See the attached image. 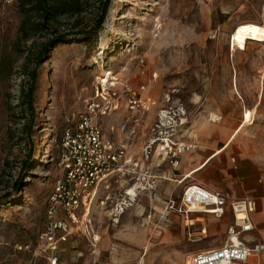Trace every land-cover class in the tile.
Segmentation results:
<instances>
[{
  "label": "rangeland",
  "instance_id": "obj_1",
  "mask_svg": "<svg viewBox=\"0 0 264 264\" xmlns=\"http://www.w3.org/2000/svg\"><path fill=\"white\" fill-rule=\"evenodd\" d=\"M88 3L78 20L60 21L59 32L71 30L73 24L77 30L91 27L98 0ZM263 4L264 0H111L95 37H71L52 48L35 68L25 63L20 53L25 48L15 44L21 20L17 1L0 0V199L10 195L0 202V264H28L31 254L24 248H34L44 230L46 202L60 174L55 146L66 119L83 110L96 80L105 79L99 66L119 84L145 85L158 101L159 108L141 115L138 123L128 121L123 110L102 120L105 136L125 145L129 156L142 157L155 134L159 110L167 105L186 110L193 123L183 124L180 133L188 130L196 136L195 145L201 130L224 133L226 138L209 140L211 144L226 142L240 127L245 110L253 111V124L240 130L224 153L230 167L218 182L236 180L241 168L254 167L256 175L250 180L264 186V44L249 41L245 51L232 53L230 43L238 25H264ZM43 42L39 37L32 47L26 46L34 53ZM33 70L37 79L29 108L22 100L31 83L27 74ZM29 129V135H21ZM235 185L239 187V181ZM182 191L165 181L138 194L118 223L110 219V206L94 204L92 231L84 226L71 230L59 247L58 264H185L192 253L222 245L224 231L233 223L231 215L215 221V230H207L206 236L204 222L196 220L190 226L181 217L165 215L168 196ZM253 197L251 237L264 243V194ZM218 226L222 232H215ZM254 261L264 264V253ZM38 264L47 263L39 259Z\"/></svg>",
  "mask_w": 264,
  "mask_h": 264
},
{
  "label": "built area",
  "instance_id": "obj_2",
  "mask_svg": "<svg viewBox=\"0 0 264 264\" xmlns=\"http://www.w3.org/2000/svg\"><path fill=\"white\" fill-rule=\"evenodd\" d=\"M102 81L96 80L92 94L83 100V110L69 116L62 127L55 146L60 174L46 202L44 230L34 248H24L31 254L28 264H38L39 259L58 264L59 247L67 242L71 230L81 231L84 226L92 231L90 210L94 204L100 208L110 206V219L118 223L138 194L155 190L160 180L177 185L185 180L186 176L178 180L181 157L196 148L176 138L187 118L186 110H174L168 105L160 109L156 135L142 150L144 160L156 154L167 165L171 178L160 176L149 162H138L129 156L125 145L106 137L101 123L122 110L128 121L138 123L141 115L159 108L158 101L143 84L133 87L129 83ZM165 99L169 104L168 97ZM163 212L183 218L190 226L194 214L216 219L230 214L233 218L222 245L192 253L185 264H256L254 260L264 253V243L251 237L255 230V201L250 197L236 199L202 185H187L179 196H168ZM95 238L93 241H97Z\"/></svg>",
  "mask_w": 264,
  "mask_h": 264
},
{
  "label": "trees",
  "instance_id": "obj_3",
  "mask_svg": "<svg viewBox=\"0 0 264 264\" xmlns=\"http://www.w3.org/2000/svg\"><path fill=\"white\" fill-rule=\"evenodd\" d=\"M17 8L21 16L18 27V36L16 45L23 46L21 55L24 56L25 63H33L35 68L41 65L47 54L55 46L66 43L68 39L78 36L82 39L93 38L101 30L104 24L108 8L111 0H98V14L91 27L85 30H77L78 28L73 24L70 26L71 30L67 32H59L60 21L78 20V18L85 12L88 7V0H16ZM43 38L44 42L40 48L34 53H30V47L33 46L36 38ZM31 46L27 48V44ZM30 79V86L23 92L22 103L32 108L34 99V84L37 79L36 71L28 72ZM31 129L27 133L21 135H29ZM26 170L27 163L24 164ZM10 198L7 195L0 199L1 203H5Z\"/></svg>",
  "mask_w": 264,
  "mask_h": 264
},
{
  "label": "crops",
  "instance_id": "obj_4",
  "mask_svg": "<svg viewBox=\"0 0 264 264\" xmlns=\"http://www.w3.org/2000/svg\"><path fill=\"white\" fill-rule=\"evenodd\" d=\"M189 117L190 116H187V118L184 120V124L192 125L193 121L191 122ZM189 128H191V126ZM196 134L198 135V141H196L197 145L194 144V138L196 139V136H193L191 133H189L188 130L186 132L182 131V133H179L177 135V140L192 143L196 146V148L194 149V151L187 153L181 157L180 167L177 171V174L179 175L178 180L186 176L185 180L180 185H177V183H175L174 181L167 182L175 183L176 187H181V190H183L187 185H202L211 190L228 193L229 195H232V197L234 196V198H238L237 195L242 196L245 194H252V196L249 197L254 198L253 196H262L264 194V186H262L260 182L258 184L254 181H251L256 175V169L254 167L241 168V177H237L236 180L226 182L225 184H220L218 182V176H222V174L227 173L229 170L230 165L229 163L224 161L223 156L236 135L234 137L231 136L226 142L217 141L215 144H211L209 143V140H218V138H226L224 136V133L220 132V136H218V134L201 130ZM131 157L141 163L149 162L151 166L155 167V172L157 174H159L160 176L171 178L170 172L166 170L167 165L161 160H159L156 154L152 155L151 159L148 161L144 160L143 154L141 158H136L133 156ZM238 181L240 184L239 187L235 185V183ZM163 182L165 181L160 180L159 185H161ZM225 188L228 189L225 190ZM175 217L180 218L178 216ZM191 218L194 221L200 220L204 222V227L202 230V234L204 236H206L207 230H215V221L219 222L223 219H216L210 215L203 214H194L191 216ZM227 228L225 229L224 234H226ZM222 230V226H218L215 232H222ZM251 234H253V232Z\"/></svg>",
  "mask_w": 264,
  "mask_h": 264
},
{
  "label": "bare ground",
  "instance_id": "obj_5",
  "mask_svg": "<svg viewBox=\"0 0 264 264\" xmlns=\"http://www.w3.org/2000/svg\"><path fill=\"white\" fill-rule=\"evenodd\" d=\"M263 11H264V4H263ZM230 38H231L230 43H231L232 53H234L235 51H245L249 41L264 44V25H259L256 23L240 24L234 29L233 34ZM98 69L101 70L103 77L105 78L102 81L104 84L110 81L118 80L116 77H112L113 74L111 72L106 73V71H102L104 69L102 66H99ZM252 113L253 111L251 112L245 110L243 121L240 127L238 128V130L235 131V133L232 135V137L237 135L238 132L243 128H246L253 124ZM96 239L98 240V238Z\"/></svg>",
  "mask_w": 264,
  "mask_h": 264
}]
</instances>
